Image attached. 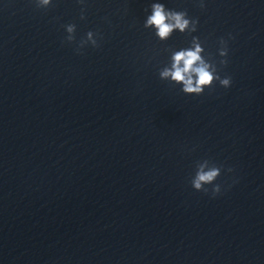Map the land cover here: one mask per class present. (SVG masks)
Segmentation results:
<instances>
[{
	"label": "clouds",
	"instance_id": "clouds-1",
	"mask_svg": "<svg viewBox=\"0 0 264 264\" xmlns=\"http://www.w3.org/2000/svg\"><path fill=\"white\" fill-rule=\"evenodd\" d=\"M52 0H37L39 7L50 5ZM187 13L183 11H175L166 9L162 3H153L151 5V14L147 17L145 27H153L156 29V35L161 39H167L174 31L179 30L183 33L185 30L194 32L196 30L195 20H190ZM66 31L69 33L67 40H74L75 25H66ZM93 33L89 32L87 37L92 40ZM197 38H193L194 46L189 49L180 50L172 56V64L170 68L163 69L159 75L161 79H171L182 85V91L185 94H202L205 88L211 87L213 83L219 80L224 87H229L230 78L221 79L217 74L216 66L208 62L201 53L204 49L199 43H195ZM93 45L96 41L92 40ZM223 44L224 41L222 40ZM221 56L227 55L226 47L220 51ZM226 63V61H221ZM231 169H229L230 171ZM220 168L216 165L209 167L208 161L204 160L197 168L195 176L191 180L193 188L197 191H205V185L213 184L220 176ZM213 195L220 192L219 185L213 188Z\"/></svg>",
	"mask_w": 264,
	"mask_h": 264
}]
</instances>
